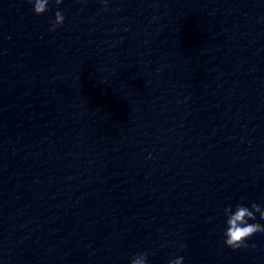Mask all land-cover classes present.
<instances>
[{
	"label": "water",
	"instance_id": "1",
	"mask_svg": "<svg viewBox=\"0 0 264 264\" xmlns=\"http://www.w3.org/2000/svg\"><path fill=\"white\" fill-rule=\"evenodd\" d=\"M106 3L0 0V264H264V0Z\"/></svg>",
	"mask_w": 264,
	"mask_h": 264
},
{
	"label": "clouds",
	"instance_id": "2",
	"mask_svg": "<svg viewBox=\"0 0 264 264\" xmlns=\"http://www.w3.org/2000/svg\"><path fill=\"white\" fill-rule=\"evenodd\" d=\"M31 5L34 16H40L45 13L50 3H53L57 8L62 3V0H27ZM104 8H107L106 0H102ZM64 22L62 10H57L53 14V18L49 20V31H55ZM223 216V235L224 241L232 248L255 247V243L248 239L253 233H264V198L261 200H235L223 204L221 209ZM185 245L180 244L183 248ZM183 256H175L169 259L167 264H183ZM129 264H148V253H134Z\"/></svg>",
	"mask_w": 264,
	"mask_h": 264
}]
</instances>
